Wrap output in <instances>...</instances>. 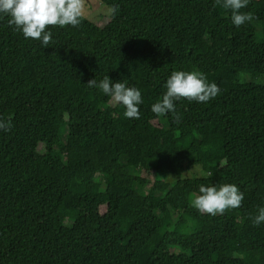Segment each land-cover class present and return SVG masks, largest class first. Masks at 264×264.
Wrapping results in <instances>:
<instances>
[{"label":"trees","instance_id":"obj_1","mask_svg":"<svg viewBox=\"0 0 264 264\" xmlns=\"http://www.w3.org/2000/svg\"><path fill=\"white\" fill-rule=\"evenodd\" d=\"M98 1L115 16L50 26L47 48L0 18V264H264V85L239 80L264 77V0L238 28L216 0ZM172 70L219 92L157 118ZM104 75L141 90L140 119L85 86ZM223 183L238 208L191 206Z\"/></svg>","mask_w":264,"mask_h":264},{"label":"clouds","instance_id":"obj_2","mask_svg":"<svg viewBox=\"0 0 264 264\" xmlns=\"http://www.w3.org/2000/svg\"><path fill=\"white\" fill-rule=\"evenodd\" d=\"M216 2L223 9L230 11L231 23L237 28L252 19L250 13L241 11L247 7L249 0ZM117 11L118 6L109 8L112 16H115ZM3 17H7L8 25L18 31L24 39L37 40L42 47L47 48L53 35L50 26L76 27L81 23L83 0H0V18ZM85 86L98 89L110 103L121 106L125 118L140 119L139 107L143 100L139 88L127 86L123 80L114 82L107 75L100 79H90ZM163 87L165 91L151 104L150 111L157 118L170 115L176 121L180 119L176 102L183 98L190 102L207 103L219 92L216 83L209 82L199 70H172ZM11 127V120L0 119V131L8 132ZM243 199V193L235 184H201L198 190L191 194L190 204L199 213L216 216L226 210L238 208ZM262 223L264 207H259L257 214L252 218V224L259 226Z\"/></svg>","mask_w":264,"mask_h":264},{"label":"rangeland","instance_id":"obj_3","mask_svg":"<svg viewBox=\"0 0 264 264\" xmlns=\"http://www.w3.org/2000/svg\"><path fill=\"white\" fill-rule=\"evenodd\" d=\"M110 15L109 8L103 4H101L98 0H83V17L90 20L91 22H99L102 18L108 17ZM241 82L248 83H258L264 85V77L259 76L256 78H252L251 76H241L239 79ZM42 147L39 148L41 151ZM204 174L198 167H193L189 171H187L184 176L185 177H202ZM102 178L101 176H99ZM157 179L160 181L168 180L173 182V178H168L166 175L159 173ZM141 193L144 195L148 194L149 187H144L141 190ZM72 222L70 220L65 221V225L72 227Z\"/></svg>","mask_w":264,"mask_h":264}]
</instances>
